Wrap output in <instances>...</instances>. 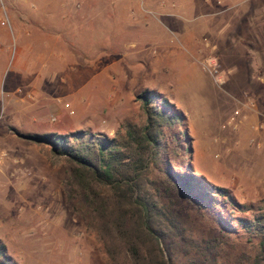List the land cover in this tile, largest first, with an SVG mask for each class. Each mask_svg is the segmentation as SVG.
Here are the masks:
<instances>
[{"label": "rangeland", "instance_id": "rangeland-1", "mask_svg": "<svg viewBox=\"0 0 264 264\" xmlns=\"http://www.w3.org/2000/svg\"><path fill=\"white\" fill-rule=\"evenodd\" d=\"M24 1L63 49L13 39L29 22L24 2L0 0V245L10 264H109L69 196L64 158L31 137L120 136L144 123L143 92L179 118L162 129L154 188L167 186L160 167L222 189L233 217L263 210L264 0ZM56 14L60 35L49 32ZM163 196L177 225L160 241L167 264H245L258 254L254 240L220 230L217 210L194 193Z\"/></svg>", "mask_w": 264, "mask_h": 264}, {"label": "trees", "instance_id": "trees-1", "mask_svg": "<svg viewBox=\"0 0 264 264\" xmlns=\"http://www.w3.org/2000/svg\"><path fill=\"white\" fill-rule=\"evenodd\" d=\"M148 95L143 92L139 96L144 123L124 125L122 135L112 139L86 138L82 132L31 137L49 146L56 158H64L69 196L84 209L88 226L109 264H123L124 260L128 264H167L160 241L177 225L162 203V196L172 190L181 195L194 193L198 201L209 203L219 214L220 230L227 235L241 232L246 242H256L258 254L244 263L264 264V199L263 210L244 220L232 216L236 207L224 199L222 189L205 188L186 174L159 167L167 186L163 185V193L153 187L148 178L150 167L161 163L162 129L171 128L179 118L175 112L153 106ZM225 207L230 208L228 216H223ZM243 210L250 209L240 211ZM0 264H10L1 245Z\"/></svg>", "mask_w": 264, "mask_h": 264}, {"label": "crops", "instance_id": "crops-1", "mask_svg": "<svg viewBox=\"0 0 264 264\" xmlns=\"http://www.w3.org/2000/svg\"><path fill=\"white\" fill-rule=\"evenodd\" d=\"M23 2L24 3H21L23 7L20 8V10H22L24 12V14L28 18L29 22L27 21V23L22 24V32L20 29L19 30L16 29L14 31L13 39L20 41L21 44L24 43L25 47L28 46V50H30V46H36L37 44L40 45L42 43H45V45H49V46H46L49 48L52 47L53 49H56V48L63 49V46H62L63 43H60L55 37H51V35H45L44 33L41 32L40 27H42V28H45V27L41 24L42 21L36 16V14L32 15L30 13H27V15H26L25 8L26 7L29 8L32 6L31 5L28 6V3H25L24 0H23ZM54 6H57V5L54 4ZM33 8H34V12L37 9H41V7H39V8L33 7ZM50 9L53 10V8H50ZM29 16H31V17H29ZM50 22H52L51 25L49 26L50 27L49 28L50 33L55 34V35H60L64 32L65 28H63L62 17L58 18L57 14H56V16H54L50 19ZM57 22H58V24H56ZM51 28L53 30H51ZM2 34H4V44L5 43L8 44L9 40L7 37L8 36L7 32L4 33L2 31ZM24 35H27V38H23ZM28 35H30V36H28ZM24 41H26V43ZM18 50H19V48L17 49V52H18ZM2 54L3 53L0 52V58H1ZM65 60H66V56H65ZM65 67H68L67 62L62 64V68L64 69ZM68 71L70 72V68ZM62 73H64V72H62ZM65 77H67V75Z\"/></svg>", "mask_w": 264, "mask_h": 264}]
</instances>
